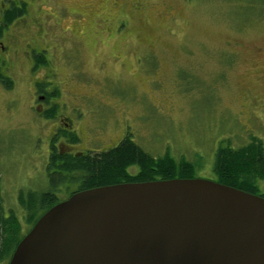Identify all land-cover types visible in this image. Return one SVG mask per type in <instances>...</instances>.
<instances>
[{"label": "rangeland", "instance_id": "obj_1", "mask_svg": "<svg viewBox=\"0 0 264 264\" xmlns=\"http://www.w3.org/2000/svg\"><path fill=\"white\" fill-rule=\"evenodd\" d=\"M12 1L25 2L26 12L0 39L19 46L8 65L20 67L5 71L11 89L0 85V198L23 232L18 195L48 188L54 126L28 107L33 80L58 88L80 137L72 150L104 151L129 136L152 157L185 158L195 178L214 181L220 145L255 137L264 146L263 2L0 0V10ZM28 44L47 47L50 67L23 74ZM257 185L264 194V178Z\"/></svg>", "mask_w": 264, "mask_h": 264}, {"label": "water", "instance_id": "obj_2", "mask_svg": "<svg viewBox=\"0 0 264 264\" xmlns=\"http://www.w3.org/2000/svg\"><path fill=\"white\" fill-rule=\"evenodd\" d=\"M7 264H264V197L203 178L77 191Z\"/></svg>", "mask_w": 264, "mask_h": 264}, {"label": "trees", "instance_id": "obj_3", "mask_svg": "<svg viewBox=\"0 0 264 264\" xmlns=\"http://www.w3.org/2000/svg\"><path fill=\"white\" fill-rule=\"evenodd\" d=\"M248 4L254 1L246 0ZM22 13L12 8L4 13L5 22ZM43 62V61H42ZM72 142L77 136L69 134ZM56 138L50 142L46 165L48 188L42 192H20L18 204L24 215L27 230L23 232L21 222L14 210H6L0 198V263H8L22 237L30 230L37 219L50 207L62 201L57 197L60 189H72L69 194L99 186L167 180L172 178H195V163L185 158L175 159L165 154L154 158L139 147L130 137H124L115 147L98 153L96 156H73L60 153ZM130 168H135L134 172ZM213 172L218 183L260 195L257 181L264 178V146L261 140L251 137L249 142L237 148L220 145L214 156ZM64 200V199H63Z\"/></svg>", "mask_w": 264, "mask_h": 264}, {"label": "flooded vegetation", "instance_id": "obj_4", "mask_svg": "<svg viewBox=\"0 0 264 264\" xmlns=\"http://www.w3.org/2000/svg\"><path fill=\"white\" fill-rule=\"evenodd\" d=\"M12 8L21 9L22 13L16 16L15 18H13L11 21L5 22L4 13H6L8 10H11ZM25 12H26V5H25V2H22V1H12L10 5H7L0 10V39L1 40H4L9 37V36H6L7 29L14 21L22 17L23 14H25ZM32 24H34V22ZM28 46H29V49L24 51V54H25L24 59L26 61V66L23 67L25 69L23 71V74L24 72L25 73L29 72L28 74H30V72H32L33 69H36L38 67H43V68L47 66L50 67L51 65L50 57L46 54L47 47H42L38 49L35 46H31L30 44H28ZM18 51H19V46H17L16 44L15 45H9V44L5 45L3 44L2 41L0 42V85L4 86L8 90L11 89L13 81H12L11 75L7 74V72L9 73L12 72L11 68H14L8 65L9 64L8 60H10L12 57L13 61L15 62L16 60L15 57H17L18 55ZM6 66H8L9 68L6 69ZM18 68L20 69V67ZM19 69H16L14 71L19 73ZM5 71H7L6 72L7 75L5 74ZM14 71L12 73H15ZM32 88H33V93H32L30 103L28 104V107L35 110L38 115L42 116L43 118L47 120V122L52 123L54 125L52 126L53 128L51 130V136H52L51 139L55 137L56 141L58 140V142H60V143H57V142L55 143V146L60 153H67L73 156L74 155L80 156V155H87V154H90L91 156H96L98 155V153L103 152V151L93 150L87 147L83 148L82 150H72V146H74L75 143L79 142L80 137L78 136V133L72 129L71 119H70V116H68L70 115V113L69 111L64 110V108H66L65 103L61 102L60 103L61 106H59L57 102V97L59 95L58 88L56 87V85H52L51 82L47 81L45 78L41 80L39 79L33 80ZM64 119H66L67 122L69 123H65L64 126H61L58 123L56 124V121L62 122ZM70 133H73L77 136V141L75 142L70 141L69 139ZM61 146H64L65 149L64 148L62 149ZM107 150L108 149L104 151H107ZM49 151H48V154H49ZM69 196H67V198ZM67 198H64V200Z\"/></svg>", "mask_w": 264, "mask_h": 264}]
</instances>
